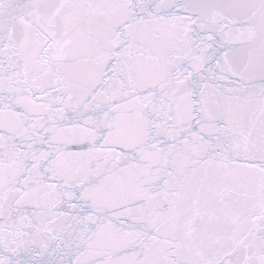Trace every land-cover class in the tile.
<instances>
[{"label":"snow or ice","instance_id":"obj_1","mask_svg":"<svg viewBox=\"0 0 264 264\" xmlns=\"http://www.w3.org/2000/svg\"><path fill=\"white\" fill-rule=\"evenodd\" d=\"M0 264H264V0H0Z\"/></svg>","mask_w":264,"mask_h":264}]
</instances>
